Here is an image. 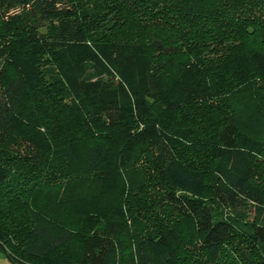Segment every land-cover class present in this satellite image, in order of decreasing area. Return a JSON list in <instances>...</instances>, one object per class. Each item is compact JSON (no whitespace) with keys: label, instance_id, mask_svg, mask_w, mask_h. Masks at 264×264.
<instances>
[{"label":"trees","instance_id":"1","mask_svg":"<svg viewBox=\"0 0 264 264\" xmlns=\"http://www.w3.org/2000/svg\"><path fill=\"white\" fill-rule=\"evenodd\" d=\"M8 264H264V0H0Z\"/></svg>","mask_w":264,"mask_h":264},{"label":"rangeland","instance_id":"2","mask_svg":"<svg viewBox=\"0 0 264 264\" xmlns=\"http://www.w3.org/2000/svg\"><path fill=\"white\" fill-rule=\"evenodd\" d=\"M0 264H8V261L4 254H0Z\"/></svg>","mask_w":264,"mask_h":264}]
</instances>
